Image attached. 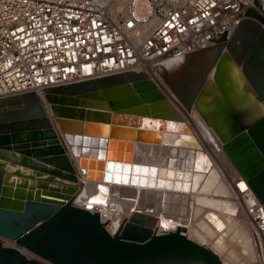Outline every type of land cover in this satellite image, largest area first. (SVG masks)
I'll return each instance as SVG.
<instances>
[{"label":"water","instance_id":"obj_1","mask_svg":"<svg viewBox=\"0 0 264 264\" xmlns=\"http://www.w3.org/2000/svg\"><path fill=\"white\" fill-rule=\"evenodd\" d=\"M253 4L230 37L224 33L209 47L160 65L158 73L186 111L196 99L218 92L232 132L224 136L223 149L264 204V29L259 24L264 0ZM46 91L44 101L33 92L0 101V237L16 242L5 247L0 241V264H43L20 247L51 264H220L215 253L180 229L157 234L128 222L110 234L99 212L71 203L75 170L59 135L77 136L82 143L96 120L109 122L110 129L137 128L139 134L145 118L178 122L181 133L190 131L146 74L127 72ZM187 144L200 147L194 139Z\"/></svg>","mask_w":264,"mask_h":264},{"label":"bare ground","instance_id":"obj_2","mask_svg":"<svg viewBox=\"0 0 264 264\" xmlns=\"http://www.w3.org/2000/svg\"><path fill=\"white\" fill-rule=\"evenodd\" d=\"M231 32H227L228 37ZM141 73L158 82L152 76L153 70ZM211 80L210 74L208 82ZM160 90L190 128L189 132L181 133L178 122L145 118L140 123L145 130L139 134L137 128L110 129L109 122L101 124L96 120L92 124L94 130L82 143L77 136H63L61 143L75 170L77 191L72 205L99 212L102 223L108 220L104 228L110 234L119 233L140 208L151 215L155 226L137 217L132 220L145 223V228L157 234L180 229L189 239L215 253L220 264H254L256 247L264 260V233L255 235L248 227L238 210L235 191L229 188V180L240 174L223 149L224 136L232 132L221 96L211 92L209 97L196 99L191 110L186 111L168 89L169 95ZM29 92L44 101V91ZM193 139L199 148L187 144ZM1 243L16 245L14 239L5 237ZM19 250L43 264H51L23 247ZM152 264L182 263L169 260Z\"/></svg>","mask_w":264,"mask_h":264},{"label":"built area","instance_id":"obj_3","mask_svg":"<svg viewBox=\"0 0 264 264\" xmlns=\"http://www.w3.org/2000/svg\"><path fill=\"white\" fill-rule=\"evenodd\" d=\"M252 7L253 0H0V98L126 72L153 70L157 78L164 62L209 47ZM229 181L245 223L264 233V204L241 175Z\"/></svg>","mask_w":264,"mask_h":264},{"label":"rangeland","instance_id":"obj_4","mask_svg":"<svg viewBox=\"0 0 264 264\" xmlns=\"http://www.w3.org/2000/svg\"><path fill=\"white\" fill-rule=\"evenodd\" d=\"M258 13L259 14H261L259 11H258ZM255 18V17H254ZM263 18H264V16H263ZM259 24H260V26H261V28H263L264 29V22H262V23H260L259 22ZM158 69H159V67L157 68V86L160 88V89H163L164 91H165V93H167L168 95H169V93L167 92V87L165 86V84H164V82H163V80H162V78H161V76H160V74L158 73ZM45 92H47V91H44L43 93H45ZM3 100H5V99H1L0 101H3ZM185 113V112H184ZM198 114V113H197ZM190 115V114H189ZM191 116V115H190ZM196 116H198V115H196ZM199 117V116H198ZM92 130H94V129H92ZM59 139L61 140V142H62V140H64L63 139V137H61L60 135H59ZM222 143V142H221ZM63 148H64V146H63ZM65 149V148H64ZM219 159V158H218ZM217 161H219V162H221V164L223 163V161L222 160H217ZM224 164V163H223ZM119 187V186H118ZM123 187H126V186H123ZM122 186H121V189L123 188ZM77 191V190H76ZM75 194H76V192L73 194V198H72V200L74 199V196H75ZM72 203H73V201H72ZM74 204V203H73ZM76 205V204H75ZM79 206V205H78ZM138 209H139V211H138ZM137 209V212L135 213L136 214V216H133L132 218H134V217H137V218H139V219H141V220H144L145 222H147V223H151L152 225H150V224H148L149 226H155V222L154 221H152V220H150V218H151V215H149L148 214V212L147 211H143V210H141L140 208H138ZM142 211V212H141ZM132 218L130 219V220H128L129 222H131L132 224H134V225H136V226H141V227H148L145 223H142V222H138V221H135V220H132ZM174 231V230H173ZM0 238H2V237H0ZM0 241H1V239H0ZM204 245H206V244H204ZM4 246V245H3ZM207 246V245H206ZM5 247H10L9 245H6ZM254 248H255V246H254ZM256 249V250H255ZM254 250H255V252H254V256H255V253H256V256L258 255V257H256L255 256V259L257 258V260H259L258 262H256L257 260H255V263L254 264H264V260H261L263 257H262V254L260 253V254H258L260 251H259V249L256 247ZM258 250V251H257ZM26 256V255H25ZM259 256H261L260 258H259ZM26 257H28L29 259H34V260H37L36 258H34L33 256H26ZM260 260L262 261V262H260ZM37 261H39V260H37ZM39 262H42V261H39Z\"/></svg>","mask_w":264,"mask_h":264}]
</instances>
